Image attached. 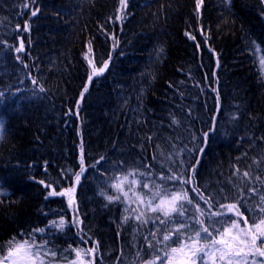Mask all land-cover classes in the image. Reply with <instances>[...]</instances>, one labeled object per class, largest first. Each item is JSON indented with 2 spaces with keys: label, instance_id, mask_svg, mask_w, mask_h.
I'll use <instances>...</instances> for the list:
<instances>
[{
  "label": "trees",
  "instance_id": "1",
  "mask_svg": "<svg viewBox=\"0 0 264 264\" xmlns=\"http://www.w3.org/2000/svg\"><path fill=\"white\" fill-rule=\"evenodd\" d=\"M194 4L128 0L129 15L121 25L108 21L118 0H38L40 12L31 18V32L16 33V23L27 19L18 15L20 0H0V40L18 45L17 37L24 36L26 53L19 55L29 65L25 69L17 54L0 44V121L6 129L0 142V183L10 193L0 202V245L61 216L73 218L67 198L45 199L48 189L39 181L60 179L57 190L72 183L60 173L65 168L78 171L81 138L89 163L106 157L98 170L84 173L75 192L82 227L99 241L104 264H113L121 249L131 261L136 249L131 247L135 225L117 228L123 206L108 204L99 194L101 187L123 169L155 163L156 145L169 150L168 137L187 144V129L200 137L215 125L203 154H194L200 160L197 181L207 192L229 187L233 165L241 172L251 165L255 171L253 160L264 157V142L250 147L249 139L264 136V73L258 70L264 56V2L231 0L228 8L222 0H204L199 22ZM101 25L119 39L115 51ZM201 25L210 40L197 49L195 44L203 40ZM185 32L194 33L196 41ZM93 37L95 58L111 55L109 69L94 78L79 115H68L69 109L76 110L86 83L89 69L83 54ZM161 47L164 54L157 59ZM29 73L45 92L32 85ZM170 114L180 119L179 127L169 126ZM45 238L61 253L69 245L91 246L81 244L75 228L49 230Z\"/></svg>",
  "mask_w": 264,
  "mask_h": 264
},
{
  "label": "snow or ice",
  "instance_id": "2",
  "mask_svg": "<svg viewBox=\"0 0 264 264\" xmlns=\"http://www.w3.org/2000/svg\"><path fill=\"white\" fill-rule=\"evenodd\" d=\"M222 3L230 8L231 0H222ZM203 5L204 0H195L193 11L198 22L201 19ZM19 6L21 11L18 15L26 16L27 19L22 24L18 21L14 31L30 33L31 18L40 12L38 0H20ZM127 8L128 0H118L116 13L108 17V21L114 24L119 22L122 25L129 15ZM100 32L106 39L112 41V51H115L119 46V39L114 30H108L105 25H101ZM199 32L203 40L195 44L197 49L201 48V44L208 45L210 40L203 25ZM185 35L196 41L194 33L185 32ZM17 39L18 45H10L3 40H0V44L11 48L17 54L15 59L27 69L29 65L24 63V58L19 55L26 53L25 37L18 36ZM94 39L95 37L88 40L87 49L83 54L89 69L86 83L79 93L76 110L69 109L68 115H79L80 102L89 92V86L92 85L94 78L101 77L109 69L111 55L107 59L97 60ZM28 44L31 45L30 37ZM252 44L259 50V45L255 41H252ZM207 51L214 54L210 46ZM163 54L164 49L161 47L157 50V59ZM259 65L258 70L264 73V56L260 57ZM29 79L39 92L46 91L30 73ZM3 95L0 93V96ZM188 115H191V112ZM233 119L237 117L234 116ZM170 120V127L181 125L175 114H170ZM214 128L213 124L212 128L202 132L200 137L192 133L190 128L187 129L191 136L187 144L179 138L168 137L169 150L165 151L159 144L156 145L159 159L154 153L152 161L155 163L142 162L141 166L123 169L119 175L109 178L111 182L106 187H101L99 194L108 204L116 203L123 206V214L117 228L135 225L131 244V247L136 249L133 258L129 261L121 249L113 264H264V168L260 167L264 157L253 160L256 165L255 171L251 165L242 172L238 165H233L234 170L227 181L229 187L221 186L218 192H207L205 186L197 181L196 170L200 160L194 158V154L196 157L203 154L209 132L214 131ZM5 131V125L0 121V142L5 138ZM147 139L151 143L152 136L149 135ZM249 139L252 140L250 147H254L257 140L264 142V136ZM243 156H247V152L237 157V160ZM104 161L106 157L101 155L94 163H89L81 138L78 171L65 168L61 169L60 173L62 179L72 183L57 190L60 179L39 181L48 189L45 199L67 198L68 207L74 212L73 218L69 221L61 216L58 220H51L46 227L33 228L26 234L19 233V238L10 237L5 244L0 245V264H97V262L104 264L99 241H93L82 227L84 222L80 219L75 198L76 186L80 184L84 173L89 168L98 170L97 166ZM120 165H123V162H120ZM100 174L104 175L103 172ZM6 196H10V193L7 187L0 183V202ZM71 228L77 230L82 245L91 243V246L69 245L64 253H61L49 239L45 238L49 230L63 233ZM120 234L118 230L116 235ZM138 237L141 240L140 245L137 244Z\"/></svg>",
  "mask_w": 264,
  "mask_h": 264
}]
</instances>
